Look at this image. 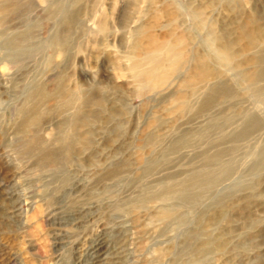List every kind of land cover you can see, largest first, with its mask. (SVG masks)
<instances>
[{
	"label": "rangeland",
	"instance_id": "rangeland-1",
	"mask_svg": "<svg viewBox=\"0 0 264 264\" xmlns=\"http://www.w3.org/2000/svg\"><path fill=\"white\" fill-rule=\"evenodd\" d=\"M263 99L264 0H0V264H264Z\"/></svg>",
	"mask_w": 264,
	"mask_h": 264
},
{
	"label": "bare ground",
	"instance_id": "bare-ground-1",
	"mask_svg": "<svg viewBox=\"0 0 264 264\" xmlns=\"http://www.w3.org/2000/svg\"><path fill=\"white\" fill-rule=\"evenodd\" d=\"M58 12L60 13V14H62V11H61V9L60 10H58ZM56 13V12H55ZM60 16V15H59ZM61 17V16H60ZM59 18V17H58ZM51 43H56V45H58V46H61V47H63V45L60 43V41L59 40H56V39H52L51 40ZM7 46V45H6ZM12 50V49H11ZM166 51H168L169 49L168 48H166L165 49ZM9 51V50H8ZM10 53V52H9ZM11 53H12V51H11ZM9 56V55H8ZM12 56V55H11ZM10 56V57H11ZM217 58L218 59H220L221 61H225L226 59H227V57H226V53H225V51L224 50H220V51H218L217 52ZM12 58H14L13 56H12ZM150 60H152V58H150ZM144 76H148V72H145V70H137L136 72H135V77L137 78V79H142ZM204 77H205V73H203V75H202V79H204ZM41 96V93L40 92H35L34 94H33V96ZM31 97V96H29L30 98H33L34 99V97ZM28 97V96H27ZM28 97V98H29ZM68 97H69V95H66V96H64V104L65 105H68L71 101H72V99L71 98H69L68 99ZM36 102H37V100H36ZM63 102V101H62ZM261 103H262V105L264 106V99L263 100H261ZM63 104V103H62ZM61 104V105H62ZM64 106V105H63ZM82 116V115H81ZM78 117V116H77ZM26 118H28V117H26ZM35 117L33 116V117H30L29 119H27V120H25L26 121V125H24V127H28L29 125L30 126H32V124H34V122H35V119H34ZM83 118H85V117H83ZM82 118V119H83ZM84 120V119H83ZM251 121L249 122V126H250V124H252V125H256L257 123H256V121L255 120H253V119H250ZM78 122V121H77ZM29 126V127H30ZM70 126L71 127H75L76 126V124H75V122H73V123H70ZM32 128V127H31ZM72 128V129H73ZM25 129V128H24ZM23 129V130H24ZM28 129H30V128H28ZM71 129V128H70ZM22 130V131H23ZM34 131V130H33ZM28 132V131H27ZM73 132V131H72ZM75 132V131H74ZM74 134V133H73ZM28 140V139H27ZM61 150V149H60ZM264 151V150H263ZM35 156V155H34ZM33 156V157H34ZM51 159H53V162H55L56 161V159L54 158V156H52L51 157ZM214 184H215V181L213 180V179H210L209 177H208V171L206 170V169H201V170H199V171H196V172H193L192 174H190V179H189V181H188V183H183V184H181V185H174V184H168V185H166V187H164L163 188V190L161 191V193H160V198H164V197H166V195H172V196H174V198H175V200H177L178 202H180L181 203V205H186V204H188L189 205V203L190 202H192V200L194 199H196L197 197V195H199V193H200V191L203 189V190H210L211 188H213V186H214ZM162 214H161V218H163V219H167V218H169L170 216H171V213L170 212H168V211H162L161 212Z\"/></svg>",
	"mask_w": 264,
	"mask_h": 264
}]
</instances>
